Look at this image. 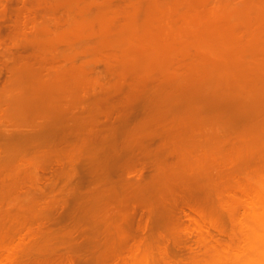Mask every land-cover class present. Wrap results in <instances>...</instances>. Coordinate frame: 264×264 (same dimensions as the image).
Here are the masks:
<instances>
[{
    "label": "bare ground",
    "instance_id": "obj_1",
    "mask_svg": "<svg viewBox=\"0 0 264 264\" xmlns=\"http://www.w3.org/2000/svg\"><path fill=\"white\" fill-rule=\"evenodd\" d=\"M23 1L21 3H26V8L15 6L17 8L13 7L11 10H7L6 6L0 4V15L4 18L6 11L15 14L20 13V16L32 12L33 14H29L33 16L28 17L31 21H36L33 20L34 18L37 19L38 15L33 10L34 0H30L34 2H32L33 4L29 0ZM113 1L103 0V5L100 7L103 9V17L106 16L105 20L110 26L113 24L109 23L110 19L111 22L115 21L116 25H113L111 29L119 30L118 27L123 24L120 22L127 20H129L127 23H131L132 20L138 22L136 24L132 21L138 27L139 16L136 15L140 10L138 7L153 0H143L142 2L138 0L140 2L138 4L141 5L133 3L134 7L130 5L132 4L130 3L131 0ZM126 1L128 3H125ZM144 1L146 3H143ZM38 3L45 6L46 2L44 0ZM74 3L81 5V8H77L74 15L65 18V23L64 21L59 22L60 20L51 21L52 27H66V29H63V34L50 35L46 38V42L50 43V48L52 47L49 50L41 47L40 39L36 38L30 42L31 48H24L25 45L22 46L24 49L21 47L20 41L25 40V38L20 37V32L24 33L28 30L27 25L25 26L23 23L24 20L18 24L10 23L12 25L9 26L10 28L7 27L8 25L1 28L2 25L0 24V46L6 44L4 41H9L12 45L11 47L9 42L5 45L6 47L9 46L4 48L5 51L7 50V58L1 53V57L4 59L0 58V60H7L0 64V81L3 80V85L5 84L3 88L0 87L2 89L0 91L9 94L27 89L33 92V96L27 104L16 103L11 100L10 107H8V104L3 105V102L0 101V161L4 162L3 166H0V187L2 191L3 188L9 191L11 186L19 183L17 182L18 179H30L37 186L39 197L45 199L41 208L44 212L49 213L47 216L54 217L55 212L64 213L66 217L75 219L77 223L82 221L87 223V230L95 235V238L92 236L95 245L106 242L108 237L111 240L115 237H123L125 229L128 228L126 225L132 226L133 221H137L136 231L139 233V239L136 240L135 249H152L153 245L159 242L164 245L160 248L164 252L161 251L162 253H160L167 255V247L169 248L170 243L172 242V245L179 242L177 244L180 246L184 242L181 237L193 230L191 226L197 222V218L204 220L207 213L210 212L213 218L214 206L211 204L214 203V200H211L212 196L217 193L215 191L219 190L224 180L231 179L230 177L235 175L236 162L233 160L238 158L244 162L251 153L246 149L244 150L242 146L235 147L237 150H231V152L236 153L232 154H235L236 158L231 160L225 158L227 157L225 153H229L225 152V147L221 148L224 150L221 154L226 156L222 155L220 159L217 158L216 156L219 157L220 155L214 156L213 154L220 148H213V145L218 144L223 147L225 145H222L221 141H217L218 135L215 130L207 132L205 142L208 143L209 147L202 150L200 148L202 141L197 128L205 123H216L223 119H229L230 116L208 119L199 117V112L202 110L199 105L186 115L171 113L175 107L188 101L194 103V99L200 98L199 96L193 99L186 97L188 93L199 90L198 86L184 85L175 80L169 82L165 79L166 77L177 79V75H181V73H175L174 70H171L181 71L183 68L170 67L171 69L168 70L169 68L166 66L169 65H164V63L162 66L154 65L152 62L147 66V69L144 67V70L138 68L129 72L133 59L130 57H134V55L128 54L126 50L129 53L130 50L131 53H135L136 48L137 51L144 48L141 43L136 41L133 43L136 46L139 44V47L130 46L129 43L133 40L132 38L129 43H124L125 40L128 41L127 38L132 37L128 35L130 32L127 33L126 31L131 29L133 32L137 27L134 28L133 24H129L130 27H128L124 22L125 27L124 25L123 28L121 27L122 29L119 27L121 30L118 32L123 33L122 38H125V35L129 37L119 43L113 41L108 44H98L99 41L93 38L95 34L93 25L98 16L95 19L88 16L92 0H74ZM112 3H121L120 5L124 3L125 7L130 3L129 6L133 8L131 12L128 10L131 9L129 6L128 9L126 8L129 14L126 10H124L125 13L123 12L124 16L129 15L128 19L122 18L123 16L120 15L121 17L117 20L115 11L111 12ZM17 5H19V1ZM23 6L25 5L23 4ZM30 7L33 8L32 11ZM154 7V4L145 7L146 13L149 12V8L153 12ZM194 7L196 8L193 5L192 9ZM142 8L145 10L144 6ZM13 16L16 18L14 14ZM42 22L47 24L46 21ZM151 22L153 23L151 20L146 21V25L148 26ZM43 23L39 25H43ZM33 24L30 23L29 25ZM50 25H47L48 27L43 26L35 32L30 30L29 32L32 34L36 31L38 34H51L49 32ZM126 26L128 30L125 29L127 34H124ZM150 26L152 25L150 24ZM155 26L156 29H154L157 31L158 25L155 23L149 29L152 30ZM183 27L184 25L180 32L181 30L184 31ZM160 28L162 29V27ZM6 29L8 32L3 34L7 35L2 36L1 32H5ZM75 30L78 33L81 31L79 33L81 36L76 34ZM144 30L146 31V27ZM151 30L149 31L153 35ZM176 30L178 31V29ZM118 32L116 31V33ZM173 33L175 32L173 31ZM173 33H170V36ZM38 34H35L34 37H37ZM149 34L148 36H150ZM177 34L175 33L172 37L179 36L181 33L178 31ZM119 38L121 39L120 36ZM25 43H28L27 40L23 42V44ZM93 43L97 45L95 46ZM61 44L69 49L67 50L69 54L63 50H57L59 46L62 47ZM90 44L94 46L92 47ZM124 44L129 47L123 48ZM140 44L142 48H140ZM96 47L100 48L99 50L106 47V52L103 50H101L103 53L101 51L96 52ZM151 48L153 47L148 46L144 50L147 49L149 51L147 54H151L150 52L154 49L150 50ZM237 50L238 53L233 52L239 54L241 49ZM166 51L163 53L158 51L162 53V56H159L162 57L161 60H164L163 56L166 55L164 54L167 53ZM158 52L157 54H160ZM56 54H62L63 57L59 55V58ZM109 55L114 56V59H110ZM82 56L87 57L88 60L76 65V60ZM100 60L103 62L101 63ZM109 60L111 62L114 60L113 64L115 65H110L112 63H109ZM237 60L239 61L240 58ZM120 61L123 64L127 63V65L123 66L122 63L116 65ZM161 62L163 61L159 63L162 64ZM98 63L105 66V71H101L104 72L103 76L101 72H97L100 77L97 78L95 75L96 79L93 77L94 80H90L91 83L85 85L83 79H80L84 78L83 75H87L89 71H92L90 73L96 72L93 69L98 66ZM3 66L7 67L4 70L6 71L4 78L1 77L5 68H2ZM171 72L173 73L171 74ZM225 72L227 71L225 70ZM238 72L241 71L237 70L236 74H240ZM169 74L171 75L168 76ZM182 74L184 75L183 72ZM155 75H159L161 78L158 79ZM180 75L179 77H181ZM25 82H27L26 85L23 84ZM81 82L84 84L81 85ZM148 85L150 86L148 87ZM239 90H228V93H231V95L228 94L230 98L229 96H224V98L228 97L229 100H226L228 102L238 103L242 109H250L251 107L247 106L252 105L253 99L248 97V94L245 95V91L242 94ZM170 93L174 95H169ZM242 95L245 96V99L241 98ZM245 101L246 103L242 104ZM247 101L252 102L249 105ZM21 105L25 106L21 108ZM214 106H216V101ZM28 152L29 161L26 162L25 160L24 162L27 164L18 167V170L13 174L12 167L9 165L10 161ZM228 155L231 157V154ZM216 158L219 160H217L218 162L215 160ZM3 171L5 172L2 174ZM245 180L247 184L254 186L251 180L249 182V178ZM246 183L243 184L246 186L239 185L238 187L240 188L238 192L245 189L246 194L242 192L239 193L240 195L244 194L241 195L242 197L238 194L235 196L236 201H239L238 204L242 203L243 206L246 204V207L239 205L240 208H243L242 210H245H241L244 212L241 213L242 222L245 220L242 227V245L240 247L234 243L230 245V249L234 251L229 255L234 256L231 259L225 257L226 259L222 258L223 261H221V258L217 257L214 258L216 262L210 259V261H203L202 264H264V186L255 185L256 187L252 189ZM220 184L221 186H219ZM223 184L226 185L228 182ZM247 188L253 191H248ZM254 188L259 189L255 190ZM243 197L248 198L243 200ZM243 202L245 203L243 204ZM231 212L233 217L235 210L233 209ZM183 219H186L188 224L193 223L189 228L191 230H188L187 226L178 228L183 226V224L180 225ZM215 219L210 220L216 222ZM173 226L176 230L182 229L180 233L184 232V235L179 237L177 235L180 234L179 231H173L175 230ZM214 228L218 233L224 234V229L221 226ZM167 230L173 232H169V234ZM193 231L190 234H194ZM185 237H183L185 240L194 238ZM161 241H164L165 244ZM100 255L103 256L104 253L97 250V256ZM112 256L118 257L114 251H112ZM155 257L151 253L148 259L154 260ZM8 260L9 262H7ZM8 260H5L4 264H10L11 258Z\"/></svg>",
    "mask_w": 264,
    "mask_h": 264
},
{
    "label": "rangeland",
    "instance_id": "obj_2",
    "mask_svg": "<svg viewBox=\"0 0 264 264\" xmlns=\"http://www.w3.org/2000/svg\"><path fill=\"white\" fill-rule=\"evenodd\" d=\"M18 1L19 5H17ZM40 1L44 0H34L35 3L33 1H30L31 3L33 2L35 4L34 9L30 7V10H35L36 15L38 13L37 19L32 18L36 21L33 22L28 17L33 16L29 14L32 12L25 13V11L23 12L25 13V15L21 16L20 13H17L19 14V16H17V14H15L13 11V13H9L11 11H6L7 13L4 15V18L2 17V15H0V18H3L0 19V24L2 25L0 26L1 28L7 25V27H9L12 26L10 25V23L12 22L14 24H18L19 22H22L24 20L25 22L23 23H25V26L27 25L28 30H26L24 33L21 31L20 37L22 36L23 38H25L28 43L23 44L25 40L22 39L23 41H20L21 47L25 45L24 48H31L30 42L33 38H36L40 39L41 47H45L46 50H49L50 43L48 44L46 42V38L50 37V35H58L61 33L63 34V29H66V27H52L53 25H50L52 24L51 21H64L65 18H67L69 15H74L75 11H77L76 9H80L81 5H76L74 3V0H45L46 3L44 6L39 5L40 3L38 2ZM115 1L117 0H114L113 2ZM128 1H126L125 3H128ZM137 1L138 0H131L130 3L132 4H129L133 7L135 5L140 6L141 4L138 3L142 2L143 0H141L140 2ZM153 1H148L147 3L146 1L143 2L146 3L145 5L143 4L144 9L145 7H149L150 5L154 4L155 7L153 12L150 11L153 7L149 8V12L146 13V9H141V7H143L142 5L140 7L137 6L138 9H140L139 12H137L136 14L139 16V18L138 16L135 17H137L139 20V26L140 23L141 26L145 25L143 26V29H141V26L137 27L136 24L138 22L136 23V21L134 20L132 21H134L136 24H133L132 21L131 23H127L129 20L124 21L128 27H130L129 24H133L135 26L134 28L137 27L133 32H131V29L130 31H126L127 33L130 32V34L128 35H131L132 37L127 38L128 41L125 40L124 43H129L132 38L134 41H130V46L135 45V43L133 42L136 41L137 43H141L143 45L142 46L140 44V48H148L149 46L154 48H151L150 50H155H152L150 52L151 54H147L149 51H147V49L144 50V48L143 50L141 49L142 51H137L136 48V52L134 50L135 53H131V50L129 53V51L126 50L128 54L134 55V57H130V59H133L131 60L132 64L129 68V72H132L138 68L143 69L145 67L144 69H147V66L152 62L154 65L162 66L163 63L164 65H169L166 66L169 68L168 70L171 69L170 67H177L178 69L183 68L181 71H176L175 69L171 70H174L173 72L175 73H181V75L179 74L181 77L177 75L178 80L171 79L168 77H166L165 79H167L169 82L171 80H175L184 85L198 86L199 90L188 93L186 97L193 99L194 97L199 96L200 98L194 99V103L192 101H188L181 106L175 107V109H173L171 113L176 115H186L189 114L191 110L201 106L200 108L202 110L199 112V117L208 119L218 116H230L229 119H223L222 121H217L216 123H205L197 128L200 133L199 137L202 141L200 148L204 150L209 147L208 143L205 142V137L207 136V132L215 130L218 135L217 141H221L222 145H225L224 147L218 144L213 145V148H220L219 150L215 151V154H213L214 156H216V154H219L220 156H216L217 158L220 159V157L225 154L227 155V157L225 158L231 160L236 158V153L231 152V150L236 151V148L239 146L244 147V150L246 149L251 153L248 159L244 162H242L238 158L237 160H233L234 162H236L235 175L231 176V179L228 178L224 180L221 183L222 186L221 184L219 185L221 186L219 190L215 191L217 193L214 192L215 194L212 196L213 198L211 199L214 200V203H212L211 205L214 206L212 210V215L213 218H216V222H214V220H210L213 219L210 215L211 212L207 213L206 219L198 220L199 218H197V222L194 223L193 226H191V229L194 230L193 231L189 229L190 225L193 223L188 224L187 220L183 219V222L181 221L182 223H180V225L183 224V226H179L178 228H185V226H187L188 230H191V232L193 231L194 234H190V232L186 233L185 236H191L194 238L185 240L183 238L185 236H180L182 234L184 235V232L180 233L182 229L179 231L176 230V228L173 226L175 230H171L176 232L179 231L178 233L180 234L177 235H179V237L182 238L180 239L184 242H182L180 246H178L179 244H177L179 242H175V244L172 245L171 242L170 246L168 245L169 248L167 247V255L161 254L164 251L160 248H162V246L164 247V245L163 243L159 242L154 244L152 249H135L134 245H136L137 243L136 240L139 239V233H137L136 231L137 221H133L132 226L128 224L126 225V228H128L125 229L123 236L124 238L115 237L113 240H111L108 237L106 242H101L95 245L92 237L94 236L95 238V235H92L87 230V223L83 221L77 223L75 219L66 217V214L64 215V213L62 214L55 212L53 214L54 217L47 216V214L49 213L44 212L41 208V205L44 204L43 201L45 199L39 197L37 193V186L34 184V182L30 181V179H18L17 182L19 183L11 186L9 191H7L8 189L6 190V188H3L4 190L2 191L0 187V264H4V262H6L5 260H8L10 258V264H202V262L205 260L210 261V259L214 260V258L217 257L219 259L221 258V261H223L222 258L226 259L225 257H230L231 259V257L234 256L229 255L232 254V252L234 251H232L233 249H230V245L232 243L238 245L239 247L242 245V227L243 222H245V220H243L242 222L243 218L241 216V213L243 214L244 212L242 211L245 210H242L243 208L239 207V205L241 207L243 205H241L242 203L238 204L239 201H236L235 196L237 194L239 196V193L244 192L245 189H243L244 191L242 192H238V189H240L238 187L239 185H241L242 187L246 186H243V184L246 183L245 179L247 178H249V182L252 181L251 183H253L254 185L250 186L246 183L248 187L250 186L249 188L253 189V187H256L255 185L264 186V0H160L159 2L158 0H156V2L155 0ZM21 2L24 1L0 0V4L6 6L8 8L7 10H11L15 6H22L26 8L27 4ZM157 2L158 5L156 4ZM133 3H135V5ZM23 4L25 6H23ZM120 4L121 3H112L111 7V12L115 11V15L118 17H115L117 20L121 17L120 15L123 16L122 18H127L129 16V11L131 12V10L133 9L131 6H129V4H127L126 7L124 6V3V5ZM191 4L195 5L196 8L194 7V9H192L193 5ZM102 5L103 0H92V4L89 10L88 16L91 19H95V17L98 16L93 25V31L95 32L93 38H96L99 41L97 43L101 45L108 44L113 41L117 43L123 42V39L129 37L127 35H123L125 38H122L121 35L123 33L118 32L123 28L122 26L124 25V22H120L123 23L122 25L120 24L121 26H119L120 28L122 27L121 29L119 27V30H115L116 28L111 29V27H113V25H116V23H114L115 21L111 22L110 19L109 23L113 24L111 26L108 24V22L105 20L106 16L105 18L103 17V9L102 7H100ZM117 5L121 7L119 8ZM41 6H43L44 8H42ZM128 6L131 9H128ZM124 10H126V12L128 13L127 16H124ZM13 14L16 16V18L13 16ZM10 17L12 20L10 19ZM8 19H10L11 21ZM149 20L153 21L155 25H158L157 31L155 30L156 26L153 27L152 30L149 29L153 26L152 22L149 24L147 23L148 26H150V24L152 26L148 27L146 25V21L149 22ZM42 21H46L47 24L45 25V23H43ZM30 23L34 24L29 25ZM40 23H43V25H39ZM47 25H50L49 32H51V34H38L37 31L34 34L29 32V30L35 32V30ZM108 25L109 27H107ZM183 25L184 31L181 30L180 32V29H182ZM127 26L126 28H124V34H127L125 33V29L128 30ZM145 27L146 31L150 33L149 30H151L154 34L152 35L148 32L145 33ZM160 27H162V29ZM7 29L5 30V32H1L2 36L7 35L3 34L8 32ZM176 29H178L179 33L181 34H179V36L172 37V35L174 36L175 33L177 34L178 31ZM83 31L84 30H82V33H84ZM116 31L118 33H116ZM173 31L175 33H173ZM79 33L76 32V34ZM119 33L121 39L118 36ZM168 33L169 35H166ZM170 33L173 34L170 36ZM35 34H38V38L34 37L36 36ZM148 34L150 36H148ZM4 42L7 44V42L9 41ZM8 44H10V42ZM93 44L95 46L97 45L96 43ZM5 45H2L4 47L0 46L1 59H4V57L7 58V50L5 51L4 48H7L9 46L7 45L6 47ZM94 45L90 44V46L92 47ZM124 45L123 48L126 47L127 49L129 47L126 46V44ZM137 45L138 46L135 45V47H139V44ZM61 46L63 48L59 46L57 50H63V52L69 54V51H67L69 49H66L63 44H61ZM99 49L100 48H97L96 52H100L101 50L105 51L106 47L105 49ZM237 49H241L239 54H237L239 52ZM122 50L125 51L124 49ZM165 50H167V53H164L166 54L163 56L164 60H161L162 57L159 56H162V53ZM158 51H162V53ZM157 52L160 54H157ZM1 55L4 57H1ZM56 55H58L57 57H59V55L63 57L62 54ZM113 57L114 56L109 55L110 59H114ZM239 58L240 60L238 61L237 59ZM86 60H88V58L82 56L78 60H76V65L81 62L84 63ZM158 60L163 61L161 62L162 64H160V61L158 62ZM2 61L0 62V64L3 63ZM113 61L114 60H112L111 62V60H109L108 62L112 63L110 65H115L113 64ZM116 61L119 62L117 59ZM102 62L103 61H101V63ZM121 63L123 66L127 65V63L123 64L122 61H120V63H117L116 65ZM4 67L5 66H3L2 68ZM6 68L7 67H5L2 71V78H4V75L6 73V71L4 70ZM104 68L105 66H103V64L98 63V66L94 67L93 69L96 72L90 73L92 71H89L87 74L89 76L83 75V73L82 75L84 76V78H81L80 80L83 79L82 81L85 82V85L86 83H91L90 80H94L95 75L97 76V78L100 77V74L98 75L97 72L100 73L101 71H105ZM225 70L227 72H225ZM237 70H240L242 74L241 72H238L240 74H236ZM173 72H171V74ZM182 72L184 73V75L182 74ZM103 73L104 72H101L102 76ZM171 74H169L168 76H170ZM251 74L254 75L252 76ZM155 76L158 77V79L161 78L159 75ZM258 77L260 78V80ZM3 83V80L0 81L1 88H3V86L5 85H3ZM23 84L26 85L27 82ZM23 84L21 83V85ZM82 84L84 83L81 82V85ZM149 86L150 85H148V87ZM241 88H243V91L239 90ZM231 89H235V91L239 90L241 93H244L245 91V95L248 94V97L253 99V103H251L252 105L247 106L251 108L242 109L238 103L226 101L230 98L229 95H231V93L229 92V94L228 90L230 91ZM0 93V101L3 102V105L8 104V107H10L11 100L16 103L23 102L27 104L28 100L33 96V92L27 89L20 90L16 93L10 92L9 94H7V92L3 93V91H0ZM169 95L174 94L170 93ZM224 96H229V98H224ZM244 97L242 95L241 98ZM255 100L257 102H255L256 104L254 103ZM215 101L216 106H214ZM250 102L247 101V104H249ZM245 103L246 101L242 104ZM24 106L25 105H21V108H23ZM190 129L193 131L195 130L192 128ZM183 136L184 134L182 135V137ZM225 147V152L229 153L221 154L222 151H224L221 150V148ZM233 153L235 154L232 155ZM228 154H231V157ZM217 158L215 159L216 161L218 160ZM212 159L214 160V157H212ZM25 160L26 162L29 161V152L18 156L15 160L10 161L9 165L12 167L13 174L18 170V167L27 164L24 163ZM3 164L4 162L0 161L1 167L3 166ZM4 172L5 171L1 173L3 174ZM228 180L231 181L229 182ZM240 180L242 181L240 182ZM226 182H228V184L224 185L223 183ZM259 188L261 189V187ZM259 188L254 189L257 190ZM252 189H249L248 191L251 190L252 192ZM248 191L247 194H249ZM244 194L246 193L244 192ZM245 198L248 197H243V200H245ZM244 203L245 202H243V204ZM243 207H246V204H244ZM233 209L235 210V214L232 217V214H230V212L233 211ZM217 226H221L224 229V234L218 233V231L215 230L214 227ZM171 230H167L168 233L173 232ZM204 231L208 233H205ZM234 249L238 250L236 248ZM97 250H99L100 253L103 252L104 255L97 256ZM112 251H114L115 255H117L118 257L112 256ZM151 253L156 256L154 260L148 259ZM7 257L10 258L7 259ZM227 260H229V258H227ZM214 261L216 262V260ZM7 262H9V260Z\"/></svg>",
    "mask_w": 264,
    "mask_h": 264
}]
</instances>
